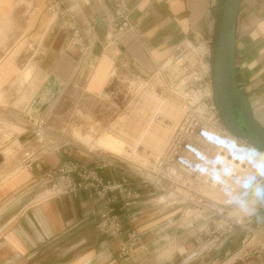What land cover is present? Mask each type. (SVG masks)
Instances as JSON below:
<instances>
[{"label": "crops", "instance_id": "1", "mask_svg": "<svg viewBox=\"0 0 264 264\" xmlns=\"http://www.w3.org/2000/svg\"><path fill=\"white\" fill-rule=\"evenodd\" d=\"M120 1L133 10L132 29L113 41L106 24L111 0H0V47H6L0 49V107L7 106L4 92L9 87L17 92L16 108L34 96L39 108L53 101L45 108L49 115L70 84L100 96L118 72L152 75L182 41L206 45L213 52L224 0ZM54 2L74 17L86 53L70 45L63 17L48 11ZM31 47L43 57L36 58ZM235 67L238 88L264 127L263 0H240ZM21 133V128L0 118V155ZM57 154L42 158L41 169L34 173L12 169L0 175V264H264V179L256 183L250 199L229 212H238L239 222L248 213L243 226L233 227L219 242H213L215 221L191 224L189 210L165 203L159 194L134 182L140 198L133 209L141 213L123 224L124 230L141 237V243L124 261L118 256V243L101 225L102 205L89 191L53 195L39 188L41 173L64 161ZM100 175L117 177L111 169ZM122 200L119 197L118 203Z\"/></svg>", "mask_w": 264, "mask_h": 264}, {"label": "built area", "instance_id": "2", "mask_svg": "<svg viewBox=\"0 0 264 264\" xmlns=\"http://www.w3.org/2000/svg\"><path fill=\"white\" fill-rule=\"evenodd\" d=\"M111 1L112 12L106 24L113 35V41H115L121 35L131 31L130 18L133 10L120 0ZM47 9L51 14L63 17V27L71 33L70 45L79 47L82 54L86 53L88 47L84 44L81 32L71 13L67 9H62L59 2L51 3ZM199 47L206 48L207 52L199 53ZM209 57L210 53L206 45L201 46L191 41H182L170 57L169 65L165 68L160 66L152 74L151 79L158 77L161 81L163 80L162 82H165L163 73L167 72L172 65V67H177L176 74L179 79H173V81L176 84L175 89L180 88L181 91L176 92L173 89L171 91L181 93L185 103L183 107L193 108L201 103L203 98L206 100L210 98L207 97L208 94L205 95V86L209 83L212 86ZM203 67H206V70ZM163 68L164 70L161 71ZM196 92L200 95V99L193 103ZM210 94H213L212 90ZM209 109L213 112V118L216 117V122H218L219 116L213 102ZM187 113H185L186 117L181 125L183 127L180 133H177L165 153L156 156L145 166H141L139 163H127L122 159L102 153H89V160L85 163L69 160L62 162L56 168L43 171L39 178V185L50 190L53 195L60 191L63 195L77 196L82 191H89L94 199L102 205V212L99 216L101 225L105 233L118 243V256L124 261H129L141 243V237L133 230H124L123 224L124 221H133L141 213V211L133 209L140 198L134 182L153 194L167 197L168 203L178 205L190 203L195 208L208 207L212 211H217L212 209L209 203L202 202L207 197L200 194L199 190L205 191L206 183L214 181L213 168L219 169L213 160L207 157L208 154H212L213 149H218V142L214 136L209 134V127L198 120L196 116ZM221 126L223 135L218 133L221 138L230 140L228 139L230 137L232 141L236 140V144L241 149L243 147L251 148L234 138L223 125ZM30 127L35 146L28 145L30 141L22 139L19 141L18 150L21 153V166L29 173H33L41 169V160L47 152L45 137L48 132L44 119L32 120ZM213 130L215 131V129ZM225 133H228L229 137ZM58 152V149L54 150L51 156ZM106 169L115 171L117 177L114 179L102 177L100 172ZM262 179H264V175ZM119 197H123L121 203H118ZM195 199L198 200L195 201ZM220 208L222 212L226 207ZM221 212H218L217 215L213 214V216L220 217ZM224 218L223 221L221 219L213 220L216 222L213 232L217 239L215 241L213 238V242H219V239L227 236L233 227L243 226V224L228 221L227 217Z\"/></svg>", "mask_w": 264, "mask_h": 264}, {"label": "rangeland", "instance_id": "3", "mask_svg": "<svg viewBox=\"0 0 264 264\" xmlns=\"http://www.w3.org/2000/svg\"><path fill=\"white\" fill-rule=\"evenodd\" d=\"M3 48L4 47H0V49ZM32 49L33 47L29 48V51H32ZM205 52L207 51L205 50ZM209 53H210L209 62L211 64L210 76L212 79V64H213L214 49L213 52L211 49V52L209 51ZM32 54H34L36 58L43 57V52L40 53V51L38 50H36V52H33ZM172 66L168 68L166 74H163V79L165 78L164 79L165 82H161L162 83L161 85L162 88H160L161 91H165V90L171 91V89L175 90L176 92L181 91L180 88L175 89L176 84L174 83L173 79L177 80L179 79V77L176 74L177 67H172ZM22 68L23 67H20V69ZM203 69L206 70V67H203ZM36 70L38 72L39 71L44 72L40 67L36 68ZM151 76L152 75L142 76L140 74H136L130 71L129 69H127V71L116 73V77H114V79L110 83H108L105 90H103V93L111 95V99L113 102L112 104L109 102H103L102 99L99 97L88 95L87 93L84 92V89L78 83L70 84V86L67 87V89L62 93L60 99L57 100L55 107L53 108V110L49 115H45V111H46L45 108L47 106L49 107L53 101H50L49 103L39 108V106L35 105L36 97L34 96L27 105L16 108L14 102L16 101L17 92L15 88L11 89L7 87L5 91L6 93L4 92V94L7 95L6 98L7 106L5 108L0 107V118L22 129V133L20 135L13 136L14 141L15 140L20 141L22 139L29 140L30 142L28 145L32 147L35 146V141L33 140V137L31 135L30 124L32 123V120H36L37 118L44 119L46 121L47 132H48V134L45 137V143L47 145L45 149H47L48 153L47 152L45 153L46 155L43 157V159L45 157H52L51 156L52 152L58 149L59 150L58 153L62 157H64L63 159L64 161H69L71 159H72L71 161H75L73 159L76 158V159H80L85 163L89 160V153L79 143H82L83 145L87 146V149L91 150L92 143L95 142V140H97L103 134H110L116 136L119 143L117 144L116 149L114 151L118 150L117 147L120 148L125 147L124 148L125 153H121L122 156L132 158V156L127 155L128 153L126 149L135 147L137 138H140V132H141L140 127L132 122V119L135 118L134 114L136 113V111L139 110L142 104H145V100L148 98L149 100L147 104L149 109H147V115H149L150 117L152 116L153 113H158L157 111L153 112L152 110V106L155 103L154 100H158V99L152 97L153 94L151 95V93L147 90H142L140 93L139 92L136 93L137 90H135V86L131 84L138 83L140 81H142V83L151 82L150 80ZM210 86H211L210 83L207 84V86H205L206 87L205 95L207 96L208 94L207 97H210L209 99L206 100V98H203L202 102L197 104L193 108L188 106L187 109H185L179 105V108L181 109V111L184 112V115L179 125L174 130L172 136L168 138L169 142L166 145L167 148L170 146L172 140L177 135V133H180L183 127L181 125L184 122V119L186 117L185 113H187V111H188L187 114L191 113L192 115L196 116L198 120L202 121L205 125H207V127L215 129V131L217 130L218 133L220 134L223 132L221 126L223 124L221 123L220 118L219 121L216 122V117L213 118V112L210 111L209 109L212 105V102L214 103L213 94H210L212 90V86L211 87ZM135 93L137 94L136 99H134ZM201 94L203 95L202 92ZM162 97L163 100L165 99L172 101L174 100L173 98H169L170 96L164 95ZM199 99H200V95L198 94V92H196L194 94L193 103L195 101L196 102L199 101ZM128 105L129 107L127 109H124ZM120 114H122V116H119ZM116 119L118 121L117 123H119L120 125L116 124L115 122ZM131 122H132V126L130 125ZM146 124H144V126ZM108 126L109 128L107 129ZM73 130H77L80 133L77 132L74 134L72 133ZM90 130L93 133L90 134L89 133ZM101 130H103L102 133H98ZM130 132H132L134 135ZM73 136L76 137L79 143L73 138ZM14 141H11V143L6 148H4L5 150L0 155V175L12 169H13L12 172H18V171L20 172L22 170V168L19 167L21 163V153L19 151H17V153H14L13 151ZM166 147L164 149V152L160 154L156 153L154 154V156L163 155L167 149ZM56 155L58 154H55L54 156ZM237 158L238 160L241 161L242 159H244L242 162L243 163L246 162L248 164V168H247L248 170L243 175L241 174L242 175L241 177L239 174L240 171L233 170L234 166H229L228 163H223V161H219L216 158L217 164L220 169L218 173L214 174L213 176L214 181L212 183L211 182L206 183L205 181V183L207 184L206 189L208 192L205 189L206 191L205 193L204 190L199 188L200 194H203L208 198V199L206 198V200L202 202H206V204L209 203V205L215 207V209L218 206L226 207L223 208V211L221 212V216L220 217L213 216V214L217 215L218 212L212 211L208 207L195 208L190 203H185V205H180L184 207L183 211L186 210L188 212V210H192L190 211L189 214H187L188 215L187 217H191L192 219L191 224L194 222H201L203 219L204 220L209 219L206 221L221 219V221H223L222 219H225L224 217H227L228 221L239 223L235 219V217H238L239 213L234 212L230 216L229 212L233 211L232 209H234L235 206L241 205L247 199L251 198L252 190L254 189L256 183L259 182V180H261L264 174V158L263 156H260L258 158L255 153H252L251 155L247 154L244 156L243 153L241 152L237 153ZM126 162L133 163L128 161ZM226 165L228 166L225 167ZM238 177L240 178L239 180L237 179ZM39 178L40 177H38L37 179L38 185H39ZM216 179H218L217 181L218 183L216 184V186H214V184L216 183L215 182ZM39 188L42 190L46 189L42 187ZM226 191H228L231 194V197L229 198L230 200L228 202L222 203L221 201L223 200L221 199L220 201V198L223 197H219V196L220 194H222V196H226V194H224ZM214 197L215 198L217 197V200ZM197 200L198 199H195V201ZM208 200H211L213 203ZM247 216L248 213L242 217V220L239 224H243L244 223L243 221L246 220L245 218ZM193 218H196L195 220L197 221L193 220Z\"/></svg>", "mask_w": 264, "mask_h": 264}, {"label": "bare ground", "instance_id": "4", "mask_svg": "<svg viewBox=\"0 0 264 264\" xmlns=\"http://www.w3.org/2000/svg\"><path fill=\"white\" fill-rule=\"evenodd\" d=\"M198 52L199 53H205L204 47H199ZM169 63H170V60H168L162 66H164V68H165L169 65ZM164 68L161 69V71H163ZM31 70H32V68H30L27 71V73H25V76L23 77L24 81H26L28 79V77L31 73ZM163 74H166V72ZM161 82L162 81L160 80V78L158 79V77H153L151 79V82H148V83H145V82L142 83V81H140L138 83L131 84V85L135 86V90H137L136 93L137 92L140 93L142 90H147L151 93V95L153 94L152 97L158 99V100H154L155 103L152 106L153 112L157 111L158 113H153L152 116H150V117H149V115H147V109H149L148 104H147L148 100H149V98H148L145 100V104H142V106H140L139 110L136 111V113L134 114L135 118L132 119V122L137 124L140 127L141 132H140V138H137V142H136L135 147L126 149V151L128 153L127 155L132 156V158L122 156L121 153H125L124 152L125 147L124 148L117 147L118 150L114 151L116 149L117 144L119 143L116 136H113L110 134H103L101 137H99L97 140H95V142L92 143L91 150L87 149V146L83 145L82 143H79L75 136H73V138L88 153H102V154H106V155H109V156L117 158V159H122L124 161L139 163L141 166L147 165L148 163H150L151 160H153L156 157V156H154V154H156V153L160 154V153L164 152V149L169 142L168 138L172 136V134L174 133V130L179 125V123H180V121L184 115V112L181 111V109L179 108V105L181 107H183V105L185 104L183 101L184 98H183V96H181V93H174V92L168 91V90L161 91L160 90V88H162ZM136 93H135L134 99L137 98ZM164 95L170 96L169 98H173L174 100L173 101L168 100V99L163 100L162 96H164ZM95 97L101 98L103 102H109L111 104L113 103L110 94H102L100 96H95ZM129 105L124 109H127L129 107ZM183 108L187 109V107H183ZM179 109H180V111H179ZM122 114H120L119 116H122ZM253 117H254V115H253ZM119 121H120V119H119ZM115 122H116V124H119V123H117L118 122L117 119ZM132 122L130 124L131 126H132ZM144 124H146V125L144 126ZM109 126L107 127V129L109 128ZM102 131L103 130H101L98 133H102ZM77 132H79V131L73 130L72 133L75 134ZM89 133L91 134L93 132H91V130H90ZM130 133H132V132H130ZM209 134L211 136H214L215 140H217V142H218L219 147H218V149H213L212 154H208L207 157L210 160L212 159L213 162L215 163V165H217V166H218V164H217L216 158L219 161H223V163H228L229 166H234L233 170L240 171L239 172L240 177L244 173H246V171L248 170L247 169L248 164L246 162H244V163L242 162L244 159H242V161L238 160V158H237L238 152L243 153L244 156L247 154L251 155L252 153H255L258 158L260 156H263V158H264V153L258 152L254 149H251L248 147H247L248 149L246 147H243V149H241V147L236 144L237 141L234 139L232 141V139L229 137L228 133H225V135L228 136L229 138L228 137L227 138L230 139L231 141L224 139V138H221L220 135H223V134L219 133L220 134L219 135L218 132L214 131L212 128L209 129ZM13 146H14V150H13L14 153H17V151H19L18 149L20 147V142L14 141ZM144 148L148 149V150H145ZM228 165H226L225 167H227ZM242 166H244V167H242ZM19 167L24 169V167L21 166V164ZM219 169L213 168V173L214 174L218 173ZM237 179L239 180L240 178L238 177ZM217 181H218V179H216V181H215L216 183L214 184V186H216V184L218 183ZM48 191L50 193H52L50 190H48ZM231 193H234V192H231ZM224 194H226V196H222V194H220V196H219V197H223V198H220V201H221V199L223 200V201H221L222 203L228 202L230 200L229 198L231 197V194L228 191H226ZM160 196L163 197L165 203L168 202L167 197H165L163 195H160ZM215 199L217 200V197ZM209 206L212 209L217 210L218 212H221V210H219V209H221V208H219L221 206L216 207V209H215V207H213L211 205H209ZM189 211H192V210H189ZM196 218H193V219H196ZM237 222H239V221H237Z\"/></svg>", "mask_w": 264, "mask_h": 264}, {"label": "water", "instance_id": "5", "mask_svg": "<svg viewBox=\"0 0 264 264\" xmlns=\"http://www.w3.org/2000/svg\"><path fill=\"white\" fill-rule=\"evenodd\" d=\"M240 0H224L212 64L215 108L227 132L264 153V127L253 117L247 97L236 80L235 28Z\"/></svg>", "mask_w": 264, "mask_h": 264}, {"label": "trees", "instance_id": "6", "mask_svg": "<svg viewBox=\"0 0 264 264\" xmlns=\"http://www.w3.org/2000/svg\"><path fill=\"white\" fill-rule=\"evenodd\" d=\"M214 51H215V48H214ZM213 58H214V55H213Z\"/></svg>", "mask_w": 264, "mask_h": 264}]
</instances>
